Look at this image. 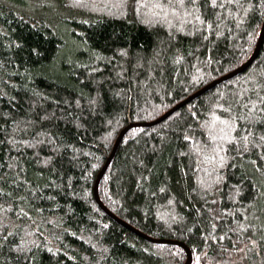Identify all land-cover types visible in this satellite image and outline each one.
Here are the masks:
<instances>
[{"label": "trees", "instance_id": "trees-1", "mask_svg": "<svg viewBox=\"0 0 264 264\" xmlns=\"http://www.w3.org/2000/svg\"><path fill=\"white\" fill-rule=\"evenodd\" d=\"M253 2L259 4V0ZM32 3L33 0H0V28L5 34L13 38L23 35L30 43L41 42V37L34 35L30 27ZM208 12L211 13V7ZM45 16L56 30L44 33L43 46L39 49L41 55L33 54L32 62L26 65L32 77L28 87L33 92L43 93V99L37 97L35 110L45 108L55 114L52 125L44 124L43 127L81 150L76 155L78 164L71 167V150L63 156L57 153L74 182L77 195L64 200L47 188L49 177L57 179L62 174L60 164L54 165L53 175L49 166L40 162L51 154L50 147L21 149L24 155L20 156L15 147L10 146L7 139L10 128L5 131V124L10 126L12 119H20L32 110L28 96L0 83V92L6 93L0 97V165L6 170L7 164L19 156L23 178L57 195L60 204L64 205L62 211L54 213L62 217L65 229L58 232L61 240L56 249L59 251L39 252L35 264H184L187 259L185 249L172 241L187 246L191 254L189 264H227L225 259L239 258L243 252L235 249L237 246L243 249L244 245H238L237 234L229 229L243 219L236 210L241 208V203H247L245 191L238 197L232 194V186L240 182L239 177L245 171L240 167L242 160H232L222 169L226 179L216 186L215 192L208 196L193 192L196 179L188 167V144L183 133L187 121L193 124L196 136H201L190 112L195 111L203 120L217 92L235 103L231 94L235 93L243 101L249 93L245 91L241 95V90L255 87L248 81L249 76L254 77L256 84H264V36L256 57L241 72L205 88L158 122L144 123L154 121L177 103L242 65L254 52L264 13L254 8L242 21L230 23L225 20L219 26L221 35H216L215 31L206 32V39L199 33L194 37L173 33L170 39L167 27H148L131 16L124 19L87 11L83 17L75 14L68 17L67 13L59 19L51 13H45ZM89 16L93 22L82 24L81 19H89ZM7 43L5 38L0 44V55L4 60L16 55L2 46ZM32 46L36 44L32 43ZM89 48L98 49L103 56L97 61V71L92 74L69 63L72 60L79 65L87 64L85 49ZM119 48H124L128 55H122ZM177 52L185 57L183 61L177 62ZM20 55L25 61L29 59L27 50ZM209 56L210 64L207 62ZM20 63V60L15 61L16 65ZM4 71H0V81L12 77L15 67L9 66ZM192 76H197L198 82H193ZM19 80L16 76L11 83L17 84ZM97 94L102 102L90 108L87 100L90 95ZM14 96L13 109L11 98ZM81 97L80 110L74 111L77 108L75 102ZM65 111L68 116L63 115ZM73 116L77 119L73 120ZM133 123L137 124L121 136L97 186L102 204L113 217L95 201L93 185L117 136ZM92 165L96 166L93 168ZM61 182L67 184V177L63 181L57 180V183ZM161 188L165 191L161 192ZM6 191L12 189L6 188ZM213 199L217 204L212 203ZM169 200H172L171 204ZM205 200L208 201L206 205ZM68 201H71L70 208ZM217 205L228 210L219 221L206 211ZM35 206L48 207L38 203ZM174 216L179 219H170ZM257 222L264 223V215H260ZM104 224L108 227L104 228ZM213 224L216 225L215 240L210 238ZM221 235L224 239H219ZM253 238L258 239L257 236ZM261 249H264V242H261ZM4 251L8 249L5 247ZM248 256L246 264L264 261V251L256 254L252 250ZM0 264H4L3 256H0ZM8 264L12 262L8 261Z\"/></svg>", "mask_w": 264, "mask_h": 264}, {"label": "snow or ice", "instance_id": "snow-or-ice-1", "mask_svg": "<svg viewBox=\"0 0 264 264\" xmlns=\"http://www.w3.org/2000/svg\"><path fill=\"white\" fill-rule=\"evenodd\" d=\"M209 7H211V13L208 12ZM254 8L264 13V0H259L258 5L253 0H33V15L29 17L30 27L34 30V35L41 37V42L33 41L32 43L36 44L33 47L23 35H16L13 38L0 28V44L6 38L8 43L2 46L16 53L6 60L0 55V71H4L9 66L15 67V74L0 83L18 89L28 96L29 108L32 110L24 113L27 119L24 117L12 119L10 126L5 124V131H9L10 128L7 137L10 146L15 147L20 156L24 155L21 149L41 145L50 147L51 154L40 162L48 165L53 175L56 171L54 165L60 164L62 174L57 179L49 177L47 188L56 192L60 199L64 200H67L69 196L77 195L74 182L68 176V170L64 169L61 160L57 158V153L63 156L71 150L72 155L69 159L71 167L73 164H78L76 155L81 150L43 127L44 124L52 125V121L56 119L55 114L45 108L36 111L34 106L38 105L37 97L43 99V93L33 92L28 87L32 77L30 68L26 65L32 62L33 54L37 57L41 55L39 49L43 46L44 33L56 30L46 18L45 13H51L57 19L65 13L68 17H72L73 14L83 17L86 11L124 19L131 16L133 20L148 27L153 25L167 27L170 39L173 38V33H185L193 37L199 33L202 38L206 39V32L215 31L216 35H221L219 26L225 20L230 23L237 22V20L242 21L246 13ZM90 22H93L91 16L89 19H81L82 24ZM261 24L264 25V20ZM25 50L29 57L27 61L20 55ZM85 51L88 52L87 64L79 65L72 60L69 63L82 68L89 74L95 73L98 68L97 61L103 59V56L98 49L93 51L89 48ZM118 51L122 55H128L124 48H119ZM184 58L177 52V62L183 61ZM16 60H20L21 63L16 65ZM207 62L209 64L212 62L210 56L207 57ZM199 71L200 69L197 68V72ZM4 75L7 76L8 73L4 71ZM16 76L20 77L19 83L12 84L11 80ZM191 79L193 82H198L197 76H192ZM247 79L255 84V87L241 90V95L245 91L249 93L243 101L240 96L233 93L231 94L235 100L233 103V100L217 92L203 120L195 111L190 112V116L196 121L195 129H199L201 136H196L193 124L187 121H185L183 133V139L188 144L186 149L190 160L188 167L196 179L193 192L201 193L203 196L215 192L216 186L226 179L222 169H225L232 160H242L240 167H244L245 171L239 177L240 182L232 186V194L238 197L241 191H245L247 203H241V208L236 210L243 219L237 221L236 226L229 231L237 234L238 245H244L243 249L239 246L235 249L237 252H243L244 259H249V251L255 250L256 254L264 251L261 249V242H264V234H261L264 233V223L257 222L259 216L264 215V84H256L252 76ZM262 79H264V74H262ZM4 96L6 93L0 92V97ZM15 99V96L11 98L13 109ZM82 100L83 97L75 102L77 108L74 111L80 110L79 105ZM101 102L102 98L99 94L94 97L90 95L87 100L90 108H94ZM41 111L44 112L43 116L40 115ZM63 115L68 116L69 113L65 111ZM72 118L77 119L75 116ZM9 159L11 160V157ZM37 159H39L38 155ZM193 164H195L194 168ZM95 166L92 165L93 168ZM231 166L237 167L236 164ZM0 173H3L0 174V256L4 257V264H8V261L12 264H35V258L39 252L59 251L56 249V244L61 240L58 232L65 229L62 217L54 214L55 211L64 209L57 195L44 191L40 185L23 178L24 169L21 167L19 156L7 164L6 170L0 165ZM64 177L68 179L67 184L57 183V180L63 181ZM6 188H11L12 191H6ZM81 191L85 190L81 189ZM160 191L164 192L165 189L161 188ZM21 192L24 194L19 195ZM37 203L47 204L48 207H36ZM168 203L171 204L172 200ZM207 203L208 201L205 200V205ZM212 203L217 204V201L213 199ZM70 205L71 201H68L69 208ZM206 211L211 213L217 221L223 218L222 214L228 213L227 209L219 208L218 205L216 208H206ZM48 212H52L53 215H45ZM170 219L178 220L179 218L174 216ZM103 227L107 228L108 225L104 224ZM212 229L210 238L215 240L217 239L215 224L212 225ZM72 235L75 236L76 233L73 232ZM254 236L258 239H254ZM219 239H224V236H219ZM5 247L8 249L7 252L4 251Z\"/></svg>", "mask_w": 264, "mask_h": 264}, {"label": "water", "instance_id": "water-1", "mask_svg": "<svg viewBox=\"0 0 264 264\" xmlns=\"http://www.w3.org/2000/svg\"><path fill=\"white\" fill-rule=\"evenodd\" d=\"M263 36H264V25L261 26V30H260V34H259V38H258V41H257V44H256V47L254 49V52L252 53V55L242 64L240 65L239 67H237L236 69H234L233 71H231L230 73H228L227 75L221 77L220 79H217V80H214L212 81L211 83H209L208 85L204 86L202 89H200L199 91H197L196 93L192 94L191 96H189L187 99H185L184 101L180 102V103H177L176 105H174V107H172L171 109H169L168 111H166L163 115H161L160 117H158L157 119H155L154 121L150 122V123H144V124H154L156 122H158L159 120L163 119L165 116H167L168 114L172 113L178 106H180L182 103L186 102L187 100L191 99L192 97H194L195 95H197L198 93H200L202 90H204L205 88H208L210 87L211 85H213L215 82H218L219 80L221 79H225L227 77H230V76H233L239 72H241L247 65H249L253 59L256 57L258 51H259V48H260V45H261V42H262V39H263ZM137 123H133V124H129L127 125L126 127H124L121 132L119 133V135L117 136L115 142H114V145H113V148H112V151L110 153V155L108 156V158L106 159L104 165L102 166L100 172L98 173L95 181H94V185H93V195H94V198H95V201L98 203V205L105 211L107 212L109 215L115 217L109 210H107V208L102 204L99 196H98V192H97V186H98V183L101 179V177L103 176L107 166L109 165L111 159H112V156L116 150V147H117V144L119 142V140L121 139V136L124 135V133L126 132V130L128 128H130V126H133ZM138 124H142V123H138ZM174 243H178L179 245H181L185 251H186V254H187V259L185 261L184 264H189L190 263V260H191V254H190V251L189 249L187 248V246L182 243V242H176V241H172Z\"/></svg>", "mask_w": 264, "mask_h": 264}, {"label": "rangeland", "instance_id": "rangeland-1", "mask_svg": "<svg viewBox=\"0 0 264 264\" xmlns=\"http://www.w3.org/2000/svg\"><path fill=\"white\" fill-rule=\"evenodd\" d=\"M244 260V261H243ZM217 262H220V261H217ZM225 262L227 264H246L245 262V259L243 258V254H241L239 256V258L237 259H233V260H230V259H225Z\"/></svg>", "mask_w": 264, "mask_h": 264}, {"label": "bare ground", "instance_id": "bare-ground-1", "mask_svg": "<svg viewBox=\"0 0 264 264\" xmlns=\"http://www.w3.org/2000/svg\"><path fill=\"white\" fill-rule=\"evenodd\" d=\"M108 209V208H107Z\"/></svg>", "mask_w": 264, "mask_h": 264}]
</instances>
